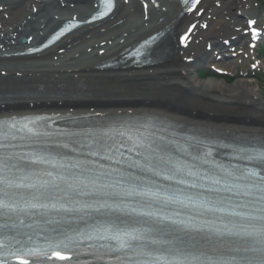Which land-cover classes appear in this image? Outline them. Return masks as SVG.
Returning <instances> with one entry per match:
<instances>
[{
  "label": "bare ground",
  "instance_id": "bare-ground-1",
  "mask_svg": "<svg viewBox=\"0 0 264 264\" xmlns=\"http://www.w3.org/2000/svg\"><path fill=\"white\" fill-rule=\"evenodd\" d=\"M126 1H129V5H125L124 1L119 4L120 8L116 12V17L110 23L108 22L98 30H90L89 27L83 28L84 34L78 38L75 36L67 38L65 40L67 43L64 42L65 46L61 47L58 52L49 51L40 58L15 61L3 57L18 52L17 42L20 37H33V43H35L43 38L40 37L42 33L47 34L54 28L58 23L57 16L61 20L66 17V12L70 15L82 12L81 14L84 16L92 12L90 9L85 10L82 5H75L66 0L64 3L68 6L58 11H56L59 9L58 6L46 5L43 3L44 0L21 2L19 0H1L0 7H3L4 10L0 11V26L2 27L0 30V73L6 71L11 77L21 75L31 78V81L37 80L35 83L41 86L57 82L58 79L64 80L63 82H71L75 79V82L83 83L84 86L92 82L108 83L109 86H114L120 91L121 94L114 98L116 100L114 102V99L105 102L104 99H99L97 103H91L92 101L83 103L82 106L87 110L101 108L102 110L107 109L106 111L124 110L140 113L155 111L178 119L182 117L190 124L197 122L237 133L264 134V97L261 96L259 90L254 89L251 84L245 81L235 82L228 86L213 79L203 81L197 76L200 66L207 59L214 61L213 53L217 54L224 50L221 41L236 38L233 42L235 44L241 40L240 31L237 29L245 30V27L244 23L236 21L237 15L243 13L247 18H256V14L252 13L250 7H247L251 5L249 2L245 4L240 0H205L202 4L205 14L200 21L207 26V31L200 32L197 39L198 44L192 45L184 52L177 48V44H174L172 33L167 39L168 41L160 46L163 62L154 68L128 70L120 67L117 71L100 72L96 68L101 63L121 55L125 48L148 37L151 33L165 29L166 26L170 27V24H174V31L177 33L189 21L195 20L192 16L191 18L185 17L180 22L176 21L182 11L180 7L176 4H169L165 0H158L159 4L164 7L162 9H166L165 11H151L148 21L143 14L141 21L130 22V6L136 4L142 9V5L139 0ZM220 3L223 4L222 9L216 7ZM163 4L166 5L163 6ZM71 5H74L73 9L70 7ZM35 8L39 9L36 14L34 13ZM51 11L57 12L55 16L57 19L53 17V14L50 15ZM41 13L43 14L41 15ZM142 13H144L143 9ZM28 18H31V21L26 23ZM162 18L165 19L164 22L158 24ZM208 20H211L209 25L205 22ZM119 22H123V24L118 25ZM114 25L116 27H113ZM70 39L71 41L68 42ZM13 41L17 44L13 45ZM103 43L107 45L101 48ZM97 45L98 48H96ZM84 46L87 48V53ZM89 49L93 50L88 52ZM60 50H64L65 53L59 54ZM81 51L85 52V57L80 63H77L75 56ZM100 51L103 53L101 56L98 54ZM190 58L194 59V63L186 64L189 63L187 59ZM74 63L77 65H73ZM100 86H106V84ZM160 94L167 96L164 97ZM172 97L178 98L177 102ZM81 99L90 100V97L82 95ZM37 102L35 107H47V105H39V101ZM33 103L26 102L25 106L17 104L0 108V116L12 115L7 112L13 110L30 112L34 108L32 107ZM92 110L88 112H92ZM216 114H220L224 118L217 117ZM228 116L240 117V121L237 118L230 119ZM244 116L251 119L244 120Z\"/></svg>",
  "mask_w": 264,
  "mask_h": 264
},
{
  "label": "snow or ice",
  "instance_id": "snow-or-ice-1",
  "mask_svg": "<svg viewBox=\"0 0 264 264\" xmlns=\"http://www.w3.org/2000/svg\"><path fill=\"white\" fill-rule=\"evenodd\" d=\"M106 3H107V6L110 8L111 7V0H106ZM262 158H264V157H262ZM2 182H3V180L0 179V183H2ZM4 207H7V205L4 204L3 201H0V208H4ZM247 234L248 235H254L255 234V235L264 236V225L261 226V228H260L258 233H247ZM126 246H130V245H127L126 242L121 241L120 247L123 248V247H126ZM26 254H32V253L29 252V253H26ZM57 259L64 260V259H68V257L60 256L59 254H57ZM157 260H159V257H157ZM0 264H2V262H0ZM20 264H28V262L26 260H21Z\"/></svg>",
  "mask_w": 264,
  "mask_h": 264
},
{
  "label": "rangeland",
  "instance_id": "rangeland-1",
  "mask_svg": "<svg viewBox=\"0 0 264 264\" xmlns=\"http://www.w3.org/2000/svg\"><path fill=\"white\" fill-rule=\"evenodd\" d=\"M235 82H236V81H234L232 84H234ZM220 83H223V81L220 82ZM232 84H230V85H232ZM230 85H229V86H230ZM254 87H255V88L258 87L257 84H254ZM259 92H260L261 96L264 97V84H263V86H260V88H259Z\"/></svg>",
  "mask_w": 264,
  "mask_h": 264
}]
</instances>
